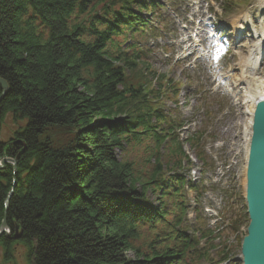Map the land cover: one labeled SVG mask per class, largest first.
I'll list each match as a JSON object with an SVG mask.
<instances>
[{
	"label": "trees",
	"instance_id": "1",
	"mask_svg": "<svg viewBox=\"0 0 264 264\" xmlns=\"http://www.w3.org/2000/svg\"><path fill=\"white\" fill-rule=\"evenodd\" d=\"M152 0H0V262L203 264L224 261L197 209L190 225L186 156L162 107L177 83L143 58L136 36L154 33ZM70 130L62 146L52 130ZM204 129L189 137L208 170ZM130 151L137 155L129 158ZM118 152L121 156H118ZM200 199L204 186L190 187ZM149 194L156 195L152 203ZM234 234L245 222L230 198ZM8 201V207L5 206ZM227 211V210H226ZM223 235V234H222ZM213 255V257H212Z\"/></svg>",
	"mask_w": 264,
	"mask_h": 264
},
{
	"label": "rangeland",
	"instance_id": "2",
	"mask_svg": "<svg viewBox=\"0 0 264 264\" xmlns=\"http://www.w3.org/2000/svg\"><path fill=\"white\" fill-rule=\"evenodd\" d=\"M159 1L162 7L152 22L157 26V34L153 36L148 33L144 37L136 38L143 50V58L155 73L166 75L168 80L181 83L178 90L180 96L166 100L164 108L173 110L172 117L185 120L190 129L204 124L203 122L208 127L211 137L207 140L206 147L211 155L217 157V165L216 171L213 170L207 177L214 179L216 183L214 190L205 199L204 206L215 205V208L219 209L226 198L225 190L235 188L236 192L244 193L245 189L246 131L251 121L248 104L250 93L240 86L239 66L249 58L259 42L256 35L264 25V13L260 0H235V3L229 6L225 3L224 7L223 2L213 6L202 3L201 0ZM210 6L215 8V16L209 15ZM223 10L227 11V14ZM183 25H186L187 29H182ZM238 27L246 33V39L242 42L235 40ZM196 34H199L206 44L217 41L223 43V49L227 47L230 55L225 57L227 50H224L213 68H210V60L193 62V58L181 59L184 47L192 43L189 37H195ZM208 34L214 35V38L208 39ZM260 69L257 78L258 81H263L264 63ZM186 77L192 78L193 82L189 84ZM199 88L207 94L203 97L209 98V109L198 99ZM204 110L210 111L211 115H205ZM15 130L16 127L9 116L1 126V141L10 140ZM74 134L70 130L54 129L48 136L55 145L62 146L72 139ZM134 153L130 151L128 157H136ZM118 156H121L119 152ZM149 199L155 204L157 197L149 194ZM244 209V204L240 203L239 210ZM247 226L248 223L239 233L228 239L231 261L223 264H242L237 241L244 238ZM9 264H27L22 248L17 250L14 261Z\"/></svg>",
	"mask_w": 264,
	"mask_h": 264
},
{
	"label": "water",
	"instance_id": "3",
	"mask_svg": "<svg viewBox=\"0 0 264 264\" xmlns=\"http://www.w3.org/2000/svg\"><path fill=\"white\" fill-rule=\"evenodd\" d=\"M3 96L9 88L7 83L0 79ZM0 99V101H1ZM1 143V128H0ZM11 164L16 170V162L5 158L0 161V169ZM247 203L250 216L248 236L244 239L242 254L245 264H264V101L257 107L254 123V134L247 170ZM8 207V201L5 204ZM9 234L6 222L0 228V237Z\"/></svg>",
	"mask_w": 264,
	"mask_h": 264
},
{
	"label": "bare ground",
	"instance_id": "4",
	"mask_svg": "<svg viewBox=\"0 0 264 264\" xmlns=\"http://www.w3.org/2000/svg\"><path fill=\"white\" fill-rule=\"evenodd\" d=\"M261 3V9L264 12V0H260ZM262 34L260 36V40L262 42H260V44L255 47V54L253 53L251 55L250 60L243 65L242 69H241V77H240V84L242 86H247V89L252 91L253 93L249 96V102H250V112L252 115V111L254 108V102L259 99V98H263L264 97V81L261 82H255V78L257 76L258 70H259V63L262 62L261 58H258L259 56L261 57L262 54V49L264 48V26L262 27ZM242 34H239V36L241 37ZM252 123L250 122L249 124V129L247 131V135H248V147L246 148V162H248V149H249V141H250V137L252 135Z\"/></svg>",
	"mask_w": 264,
	"mask_h": 264
}]
</instances>
